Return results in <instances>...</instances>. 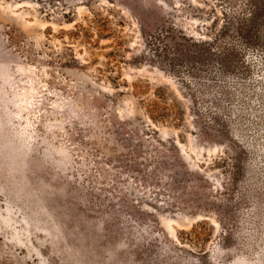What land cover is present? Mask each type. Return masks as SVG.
Segmentation results:
<instances>
[{
    "label": "rangeland",
    "instance_id": "374dc122",
    "mask_svg": "<svg viewBox=\"0 0 264 264\" xmlns=\"http://www.w3.org/2000/svg\"><path fill=\"white\" fill-rule=\"evenodd\" d=\"M245 2L0 0V264H264Z\"/></svg>",
    "mask_w": 264,
    "mask_h": 264
},
{
    "label": "trees",
    "instance_id": "16d2710c",
    "mask_svg": "<svg viewBox=\"0 0 264 264\" xmlns=\"http://www.w3.org/2000/svg\"><path fill=\"white\" fill-rule=\"evenodd\" d=\"M245 7L248 13L236 19L233 24V31L241 38L243 44H258L260 41L258 34H256L255 20L260 15L264 16V1L261 2V5H258L254 0H246ZM227 29L228 26H225L220 35L226 32ZM192 42L195 43L193 40Z\"/></svg>",
    "mask_w": 264,
    "mask_h": 264
}]
</instances>
